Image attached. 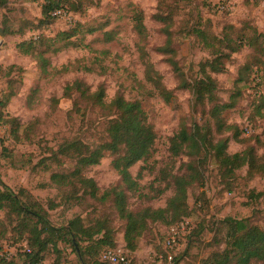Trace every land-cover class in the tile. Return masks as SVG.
I'll return each mask as SVG.
<instances>
[{
    "label": "rangeland",
    "instance_id": "rangeland-1",
    "mask_svg": "<svg viewBox=\"0 0 264 264\" xmlns=\"http://www.w3.org/2000/svg\"><path fill=\"white\" fill-rule=\"evenodd\" d=\"M42 1L9 0V4L0 9V26L7 17L13 30L17 31L21 22L39 16ZM81 1L84 5L82 11L66 15L61 13L54 23L39 32L28 31L24 36V39H30L41 33L53 37L78 22L87 28L104 26L102 31L97 30L93 34L85 32L84 45L80 48H62L57 53H45L49 67L44 71L31 58L16 52L17 39L0 37V101L2 94L12 92L14 95L2 109L4 117L0 121L2 182L15 193L22 189L30 193L47 210L48 219L55 226H64L76 217L81 218L85 227L98 220L105 221L114 231V245L127 251L131 264H167L163 254L166 251L165 241L172 235H175L176 243L171 255L179 258L178 264H199L217 248L212 239L216 235L219 239L225 235V220L228 218L247 219L264 229V175L250 177L247 169L243 168L233 178L221 180L217 164L211 157H207L201 165L203 184L188 190L189 217L172 227L151 225L137 239L134 251L125 248L124 222L118 218L111 202L96 201L79 188H59L50 180L53 173L61 174L75 168V161L70 157L58 153L52 157L64 141L76 139L95 148L107 141L108 123L115 118V112L102 109L96 99L88 100L74 92L70 99L63 97L65 86L78 80L90 94L102 89L106 103L118 94L125 100L140 103L156 138L150 155L131 167L129 172L144 187L140 192L155 196L156 190L163 187L156 180L159 182L161 170H166L170 161L169 138L176 133L180 123H185L188 129L194 124H209L211 106H193L191 92L179 88L180 80L172 72L169 60L177 63L188 82L200 78L199 65L211 55L197 37L196 30L220 37L226 26L244 32L248 26H253L264 33V0H94L91 4ZM137 11L143 13V24L147 30L144 42L132 30V16ZM156 14L172 16L169 30L172 35L171 49L175 53L172 58L157 51L165 42L162 31L165 24L156 20ZM103 31L112 33L110 42H102ZM62 45L63 42L47 43L38 50L57 49ZM138 45L143 46L147 59L160 73L164 87L172 92L170 103L158 96L146 81ZM251 55L249 48L231 53L230 60L223 61L226 72L211 75L217 82L216 103H234L221 117L226 124L235 127L222 136L214 131L212 135L227 139L229 154L253 147L257 156H264V118L255 113L259 102L257 96L264 94V67L260 71L261 87L255 86L256 81L252 80L251 74H248L246 84L235 83L239 68L250 60ZM12 64L21 66V75L16 71L8 74V67ZM64 66L67 71H59ZM83 67L92 71L86 72ZM8 118L18 120L15 136L11 133L14 123L5 122ZM211 127L215 129L213 123ZM235 131L238 133L236 139ZM188 160L186 157L176 159L174 172L182 174L183 164ZM112 161L113 157L106 154L99 164L83 169L84 176L94 180L99 195L105 189L120 186ZM152 183L155 188L158 186L155 190L149 188ZM126 195L128 208L138 211L146 206L163 208L172 190L151 200L130 192ZM52 205L56 207L50 209ZM29 236L30 220L17 218L8 209H0V250L9 251L11 259L20 263L19 254L25 249ZM103 249L95 247L94 257L98 258ZM40 264L79 262L69 241L63 240L57 244L55 251L51 247L45 251Z\"/></svg>",
    "mask_w": 264,
    "mask_h": 264
},
{
    "label": "trees",
    "instance_id": "trees-1",
    "mask_svg": "<svg viewBox=\"0 0 264 264\" xmlns=\"http://www.w3.org/2000/svg\"><path fill=\"white\" fill-rule=\"evenodd\" d=\"M93 3L94 0H86ZM160 0H158L159 2ZM9 0H0V9L7 6ZM84 5L81 0H43L40 5L38 17L25 20L20 23L17 31L10 25V19L4 17L0 26V37H11L17 39L15 49L18 54L31 58L38 68L46 70L49 67V61L45 53H57L62 48H80L84 45V33L93 34L99 28H87L79 22L74 27L58 32L53 37H47L41 33L35 38L24 39L28 31L39 32L44 27L54 23L57 19L52 13L58 10L66 13L76 14L82 11ZM156 20L164 23L162 31L165 36V42L158 47L157 51L162 55L174 57V50L171 49L172 35L171 24L172 16H162L156 14ZM133 27L140 41L147 40V30L143 24V13L137 11L132 16ZM26 26H30L26 28ZM86 29V30H84ZM244 30L235 29L233 26H226L222 35L217 37L213 34L196 30L197 37L204 47L210 51L211 58L202 62L200 66V78L188 82L183 72L179 69L176 62L169 60V66L172 72L179 78V88L189 90L193 98V106L211 105L208 111V120L204 126L194 124L188 129L185 123H180L176 133L168 140V153L170 161L166 170H161L159 182L162 188L156 190L155 196L143 194L141 187L135 178L129 172L139 161L146 159L153 148L155 142V132L153 126L147 121L145 112L138 101L125 100L121 95H115L108 103L104 102V92L102 89L90 94L81 81L75 80L63 89V97L70 99L72 92L79 93L80 97L85 99H96L99 106L108 111L115 112V118L110 120L106 129L107 141L99 144L95 148L88 147L81 141L73 139L62 143L57 152L61 156H67L75 161V168L69 172L50 176L52 183L59 188L72 187V189H82V193L90 198L106 203L111 202L118 218L124 222L123 241L125 248L134 251L137 239L141 238L151 225H162L172 227L189 217L190 211L187 204L188 190L195 185H202L204 181L201 165L207 157L215 160L221 180L233 178L240 169L246 168L250 177L264 175V156H257L253 147H248L240 152L229 154L227 152L228 141L226 138H215L212 132L222 136L235 129V127L226 124L221 114L234 103L219 104L216 103L215 91L217 82L211 75L224 74L226 64L224 60H230L231 53L240 51L243 48L252 50L250 60L239 68L238 79L235 83L246 84L249 75L256 81L255 86L261 87V67H264V33L258 32L253 26H248ZM104 40L110 42L113 37L111 32L103 31ZM63 42V45L57 49L38 50L39 47L47 43L55 44ZM50 47V46H48ZM140 58L145 66V79L153 86L155 92L166 103L173 99L172 92L167 90L162 84L160 73L154 69L153 64L147 59L143 46H139ZM227 50L229 52H227ZM1 69V68H0ZM86 72H91V68L83 67ZM16 71L21 75L23 69L21 66L12 64L8 67V74ZM62 72L67 71L64 66ZM249 74V75H248ZM252 81L250 80L249 83ZM3 91V90H2ZM1 91V92H2ZM7 92V91H6ZM13 93L2 94L0 101V121L4 117L2 109L5 108L8 100L13 97ZM233 99V98H232ZM258 106L255 108L257 116L264 118V94H258ZM7 123H14L12 135H17L18 120L8 118ZM211 123L215 129H212ZM238 137L235 131L234 138ZM106 154L113 157L112 167L116 171L120 186L105 189L100 195L99 190L91 178L83 174V169L97 165ZM180 157L188 158V162L183 164L182 174L174 172L176 159ZM158 187V186H157ZM156 187V188H157ZM155 190L154 183L149 186ZM168 190H172V195L167 199L163 208H151L146 206L138 211H132L127 205V192L137 194L139 198L151 200L161 196ZM204 197V194H200ZM76 198H67L72 200ZM206 201V200H205ZM54 205L50 206L53 209ZM8 209L17 218L30 220V238H27L26 246L23 252H20L19 259L5 261L0 259V264H40L44 260L45 251L51 247L56 250L60 241L67 240L70 243L72 252L75 254L79 264H110L102 261L100 255L107 249H116L114 245L113 230L108 227L105 221L98 220L92 226L85 227L81 218H74L64 226H55L48 219L47 210L35 201L26 190L13 192L6 186L0 178V209ZM227 231L222 238L217 235L212 239L213 245L217 248L210 252L205 258L201 259L199 264H264V229L250 223L247 219L235 220L228 218L225 220ZM198 235V232L196 233ZM85 244V246H81ZM223 245L222 248L220 246ZM104 248L99 257L96 258L94 248ZM27 250L29 252H27ZM164 261L167 264H178L179 258L174 255L171 261H168L167 250L164 251ZM89 258V260H87ZM128 264H131L129 261Z\"/></svg>",
    "mask_w": 264,
    "mask_h": 264
},
{
    "label": "built area",
    "instance_id": "built-area-1",
    "mask_svg": "<svg viewBox=\"0 0 264 264\" xmlns=\"http://www.w3.org/2000/svg\"><path fill=\"white\" fill-rule=\"evenodd\" d=\"M61 11L62 10L53 12L52 16H55L56 18H58L59 15H61V13H63L64 15L67 14L64 11L62 12ZM35 36L36 35H34L33 38H35ZM175 243H176L175 235L170 236L165 241V248L167 250L166 258L168 261H171L172 259L171 250L173 249ZM27 252L29 251L27 250ZM11 254L12 253H10L9 251L1 249L0 259H3L5 261H10L12 258ZM100 258L102 261L108 262L110 264H128L129 263L128 253L123 248L107 249L101 253Z\"/></svg>",
    "mask_w": 264,
    "mask_h": 264
}]
</instances>
